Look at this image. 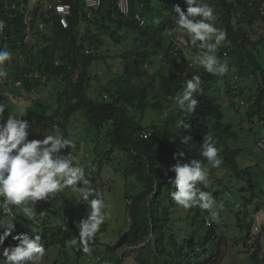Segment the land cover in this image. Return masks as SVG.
<instances>
[{
    "label": "trees",
    "instance_id": "1",
    "mask_svg": "<svg viewBox=\"0 0 264 264\" xmlns=\"http://www.w3.org/2000/svg\"><path fill=\"white\" fill-rule=\"evenodd\" d=\"M67 1L74 4L70 27L65 29L56 22L49 32L36 31L31 41L25 43L22 28H16L12 34V20L4 11V0H0V17L6 26L0 42H10L8 48L1 45V50H7L16 57L12 61V84L6 90L3 88L5 78L0 76V103L11 100L15 104L17 100L12 97L22 90L35 98L28 109L26 100L17 101L20 104L11 107L10 112L5 109L0 122H5L9 115L19 117V113L27 112L32 113L33 118L46 119V113L51 110L52 117L58 122L56 130L71 140L75 126L84 121L82 124L86 127L81 142L84 141L86 149L89 148L94 157L97 154L100 163L105 161L114 165V169L123 176L124 188L132 186L128 179L134 178L140 184L139 192L130 194L126 189L124 193L126 220L118 229L119 240L109 245V251L113 252L125 244L142 242L152 233L156 252L162 258L158 262L160 264H220V254L205 257L208 245L218 235L216 221L207 228L206 217L210 212L199 206L184 209L174 202L171 193L176 189L170 182L174 173L169 169L178 161L199 160L203 167L209 168V173L207 187H198L210 193L215 201L222 202L227 200L222 198V191L230 192L228 187H224L228 178H240L246 173L238 165L241 149L230 144L231 138L236 136L232 117H227V112L217 101L221 94L211 90L214 83H223L219 90L226 89L232 106H235V100H243L248 106V117L258 116L264 120V65L260 56L264 54V15L249 11L250 2L261 0H201L213 9L215 27L226 33L225 43L218 45L216 52L217 58L228 65V71L223 75L207 72L200 60L191 67L183 59L186 49L181 48L174 38L181 30L173 9L174 5H180L186 12L184 0H131L130 14L119 12L118 0H103L101 8L91 14L80 1ZM138 11L145 21L142 26L136 18ZM112 42L122 46L115 50L122 61L117 63L116 69L107 63L114 51L110 46ZM20 54L30 64L29 69L21 71ZM81 67L76 80L75 72ZM36 68L40 73L38 77ZM193 76L200 77L203 92L194 93L198 101L194 112L181 110L176 97ZM19 81L21 87L16 85ZM52 82L59 85L55 87L56 93L50 92V97L54 93L55 106L44 93L45 87ZM1 91H4L3 95ZM162 112L163 118L158 123L149 114ZM146 120L149 122L145 123ZM148 130L154 133L148 139L142 138L141 134ZM185 136L190 137L186 144L183 142ZM205 137H210L207 142L218 149V156L223 160L218 168H212L202 155ZM68 151L72 153V148L63 150L66 154ZM113 154H121L120 161L114 163ZM123 160L126 163L120 167ZM91 173L100 175L97 168H90ZM59 198L49 197L35 205L12 206L10 217H5L0 210V218H14L16 224L15 230L0 246V264H6L3 248L17 246L19 240L13 237L23 234L30 238L39 235L45 251L56 243L66 246L70 241H78L80 218L74 211L71 217L64 214L63 225L58 220L51 223L52 215H58L61 209L56 205ZM254 199L252 197L251 201ZM25 208L31 215L25 214ZM235 215L236 222H233L236 227L245 234V238H251L253 222L249 213L239 210ZM180 223L183 228L178 227ZM108 228L105 219L88 246L92 241L100 243V234ZM5 231V228H0V235ZM196 232L198 241H195ZM256 239L257 248L251 258L257 264L260 260L264 264V258L260 256L261 239L259 236ZM143 255L137 260L141 261ZM175 259L177 262H173Z\"/></svg>",
    "mask_w": 264,
    "mask_h": 264
},
{
    "label": "clouds",
    "instance_id": "2",
    "mask_svg": "<svg viewBox=\"0 0 264 264\" xmlns=\"http://www.w3.org/2000/svg\"><path fill=\"white\" fill-rule=\"evenodd\" d=\"M32 4L36 0H30ZM132 3V1H131ZM187 5L186 12L181 9L180 5H174V12L177 14V24L180 30L187 35L191 45L201 50L200 64L209 73L223 75L228 71L227 62H221L216 55L217 47L222 40L225 39L226 33L217 27H215L213 21L215 15L213 9L206 3H202L201 0H184ZM118 4V2H117ZM264 7V0L250 2L249 11L251 13L256 12L257 14L264 15L262 8ZM144 25V24H143ZM142 26V25H141ZM4 28V21L0 20V31ZM16 31L12 30L14 35ZM3 36L2 33L0 37ZM25 41V40H24ZM214 41V42H213ZM0 42V76H4L3 88L6 90L11 83V78L14 76V59L7 50L2 51L1 45L9 46V41L2 43ZM25 43H29L26 42ZM20 60L21 71L30 68V64L25 61V56L20 54L18 56ZM9 62H5L8 61ZM13 61V62H12ZM187 62V60H186ZM189 66L191 65L187 62ZM82 70L77 69L74 78L77 80ZM100 72V71H99ZM76 73L78 76L76 77ZM36 77L40 75L36 68ZM16 85L21 87V82H17ZM218 88V89H217ZM221 88L219 81L214 83L211 92H217ZM50 92L45 97H50ZM202 93L201 79L199 76H193L187 80L186 85L181 93H178L176 97V103L181 110L195 111L198 101L194 98V93ZM4 94V91H1ZM27 94V96H26ZM22 96L28 97L26 99V108L28 109L31 102L35 98H31L27 91H20V94L12 97L15 101L19 102ZM54 93H53V96ZM32 100V101H31ZM16 103L13 106L8 107L7 111L11 110V107H16L20 103ZM22 101V99L20 100ZM0 103V121L3 120L6 104ZM16 105V106H15ZM240 105H244V101L241 100ZM237 114L240 109H237ZM23 111V109H21ZM53 111L46 113V119H37L31 117L32 113L27 114L19 113L18 116L9 115L5 122H0V210H2L5 217L12 216V206H20L26 203L35 205L38 201L46 200L49 197L59 196L57 201V207L61 208L58 210V215L51 218V223L57 221V217L60 216L64 220V214L73 216V211L66 198L67 188H72L76 193L77 201H83L90 207V213L78 214L75 211V216L79 217V239L78 242L82 247V251L86 254H90V248L95 244L92 241L89 247V242L94 238L96 233L99 231L100 226L105 221V215L102 209L105 207L104 202L100 198H93V189L91 187V181L86 177L85 169L79 166L76 157L71 153L63 152L64 149L74 148V143L64 138L63 134L56 130L58 128L57 119L52 117ZM241 112V111H240ZM256 117V116H255ZM258 117V116H257ZM34 121V119L45 123L49 122L51 132L44 134L42 140H29L30 123L27 120ZM260 119V118H259ZM50 120V121H49ZM261 120V119H260ZM56 130V131H53ZM144 133H149L148 137H144ZM154 133L153 130L145 131L141 134L142 138L148 139ZM206 143L202 147V155L206 158L208 164L212 168H218L223 160L218 156V149L207 141L210 137H205ZM190 137H184V143H188ZM264 147V141H262ZM182 156L183 153H180ZM170 172L174 173V177L170 178V182L175 185V191L171 193L174 202L184 208H192L199 206L210 212L211 216L206 217L205 227L211 226L213 221L218 218L219 213L214 211L216 201L210 193L201 191L198 185L207 187L209 168L203 167L199 160L192 159L190 162H177L170 169ZM253 186V185H252ZM64 197H61V196ZM65 200V203L62 204ZM255 201V199L253 200ZM61 204V205H59ZM224 204V202H223ZM264 201L259 202L254 210L249 211L247 208L246 214L249 213L252 218L251 234L256 237L264 235ZM64 205V206H62ZM225 205V204H224ZM259 206V207H258ZM26 215H31L29 209H23ZM72 211V212H71ZM223 212H220L222 215ZM236 217V215H235ZM234 217V218H235ZM14 218L3 219L0 218V228H5L6 231L3 235H0V246H3L5 239L10 235L16 228ZM195 231V230H194ZM193 231V233H194ZM195 235H198L197 232ZM19 240V244L14 247L3 248V256L5 257L6 264H40L45 256V248L41 244V237L34 235V238H30L29 235L23 234L21 236L13 237ZM196 240L197 237L195 236ZM218 240V244L214 243ZM70 244L77 243L76 240L70 241ZM143 243V246L136 251L137 259L146 252L152 253L153 256H158L156 247L154 245L153 234L150 233L147 238L137 244H125L122 247L128 249V247H135L138 244ZM197 244V243H196ZM226 244V238L222 234L218 233L217 236L210 242L205 253L206 258H212L222 253V246ZM262 244V243H261ZM120 248V247H118ZM115 249L116 250L118 249ZM126 249V250H127ZM143 251V252H141ZM261 258H264V245L261 246ZM124 252L123 256L125 257ZM121 257V259H124ZM175 259L173 262H177ZM141 261L146 262L144 255ZM159 262V261H156ZM115 264H120L119 262Z\"/></svg>",
    "mask_w": 264,
    "mask_h": 264
},
{
    "label": "rangeland",
    "instance_id": "3",
    "mask_svg": "<svg viewBox=\"0 0 264 264\" xmlns=\"http://www.w3.org/2000/svg\"><path fill=\"white\" fill-rule=\"evenodd\" d=\"M185 37L186 34L182 31H179L174 35V38L178 41L180 47L186 49L183 59L185 61L187 60L191 65H194L200 60L198 57L201 58V50L191 45L190 41H185ZM187 43H190V45L188 46ZM223 43H225L224 40H222L219 45ZM110 46L114 51L110 53L111 58H108L107 63L112 69H116L117 63H122V61L116 56L119 52H115V50L121 49L122 46H116L113 42ZM260 49L262 50L263 47ZM260 56L264 65V54ZM156 64L159 63L157 62ZM153 70L154 67L150 68L151 72ZM219 84L220 86H223V83L219 82ZM58 86V83L52 82L48 87H45L44 91L46 94H48L49 91H54V93H56L55 87ZM10 88L11 87H9L8 90H10ZM8 90L7 92L9 93ZM225 90L226 89L224 88L217 91V94H221L220 96H222L217 99V101L222 106L225 113L227 112V117H232L231 122L233 123V130L235 131L236 136L231 138L230 144L232 147L241 149V153L237 158L238 165L239 168L245 169L246 173L240 178H228L227 184L224 185V187H228L230 192L228 190L224 191V189L221 194L222 198L227 199L226 201L224 200L225 205L222 201H216L214 207V211L219 213L218 218L215 220L217 223L216 231L226 238V244L222 246L224 253H222L220 264H257L251 258L252 252L257 248L256 236L252 235L249 239L245 238V234L236 227L233 221H235V211L242 210L245 212L248 208L249 211L252 212L259 202L264 201V147L262 144V141H264V120H260L257 116L253 118L248 117L246 114L248 106L240 105V99H232V101L235 100V106H232L230 99L226 96ZM19 94L20 91L16 92L17 97ZM26 96H22V98L19 99V102L21 99L26 100L28 98ZM46 99L55 106V97L47 96ZM13 104L14 103L10 100L5 104V109H8V107ZM237 108H239L241 112L239 111L238 114L232 116L234 112L237 111ZM14 111L16 113L18 112V110ZM149 114L150 116L153 115L158 123V121L163 118L164 112L160 114ZM30 119L31 118L27 119L30 123V128L28 129L29 140H42L45 132L46 134L49 132L52 134L48 121H45L43 124L36 119H34V121ZM148 122L149 121L146 120L145 123ZM82 123H84V121ZM82 123L75 126L74 134L71 136V141L73 139L72 142L75 145V147L72 148V154L76 157L79 166L84 167L86 177L91 181V187L94 191L93 196L90 197V199L100 198L103 200L105 207L102 211L109 228L106 232L100 234V243L94 244L90 248V254L84 252L79 253L81 245L76 239L77 243L75 244L64 246L60 243H56L52 245L45 251V256L40 264H115L117 262L120 264H160L156 261H160L162 258L159 255L155 257L149 252L144 254L146 262L137 260L136 251L143 246V243H140L135 247H128V249L120 247L116 252L108 250L109 245H114L119 240L120 231H118V229L126 220L127 209L124 195L126 189L130 194H135L141 190V186L133 178L128 179V184L132 182V186H126V188H124L125 182L123 176L119 171L114 169V165L112 166L105 161L103 164L100 163V158L97 154L94 157L93 154H91L93 152L90 151L89 148L86 149L84 141L81 142L83 139V131L86 127V125L84 127ZM92 147H90V149H92ZM99 151L101 150L99 149ZM116 154L112 155L114 156V163L120 161L119 158L121 154ZM125 163L126 161L123 160L120 167ZM90 168L93 170L97 168L100 171V175L90 174ZM229 183H231L230 187ZM252 197L255 198V201H251ZM65 200L68 201L71 210L78 214L87 215V213H90L91 211L86 202L77 201L76 193L72 188H67ZM65 200L62 204L65 203ZM220 212H223V214L220 215ZM56 216V214L52 215L54 218ZM209 216H211V214ZM57 220L59 224L63 225L60 216L57 217ZM178 227L183 228L184 226L180 223ZM214 243L218 244V240H215ZM261 243L264 245V235L261 236ZM124 252H127L125 253V257L123 256ZM121 257H124V259H121ZM260 264H263L262 260H260Z\"/></svg>",
    "mask_w": 264,
    "mask_h": 264
},
{
    "label": "built area",
    "instance_id": "4",
    "mask_svg": "<svg viewBox=\"0 0 264 264\" xmlns=\"http://www.w3.org/2000/svg\"><path fill=\"white\" fill-rule=\"evenodd\" d=\"M80 1V4L85 5L89 9V13H93L95 10L100 9L103 0H75ZM117 7L122 14H130L132 11L131 0H118ZM4 11L10 20L16 31V28L23 29V36L26 42H30L36 31L41 33L49 32V28L56 22L60 23L63 28L70 27V18L73 14L74 4L67 0H36L32 4L30 0H4ZM264 11V7L262 8ZM138 21H141V25L144 24L140 12L136 14ZM0 20L2 18L0 17ZM6 26L0 31V34L5 31ZM88 53L90 51H87ZM78 73H76V77ZM144 137H148L149 133H144Z\"/></svg>",
    "mask_w": 264,
    "mask_h": 264
}]
</instances>
